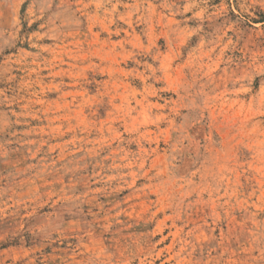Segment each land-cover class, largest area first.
I'll list each match as a JSON object with an SVG mask.
<instances>
[{
  "label": "rangeland",
  "instance_id": "1",
  "mask_svg": "<svg viewBox=\"0 0 264 264\" xmlns=\"http://www.w3.org/2000/svg\"><path fill=\"white\" fill-rule=\"evenodd\" d=\"M0 264H264V0H0Z\"/></svg>",
  "mask_w": 264,
  "mask_h": 264
}]
</instances>
